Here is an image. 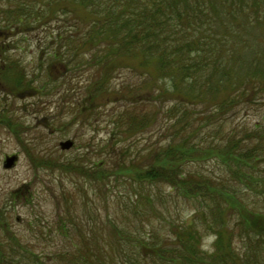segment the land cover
Here are the masks:
<instances>
[{"label": "trees", "instance_id": "16d2710c", "mask_svg": "<svg viewBox=\"0 0 264 264\" xmlns=\"http://www.w3.org/2000/svg\"><path fill=\"white\" fill-rule=\"evenodd\" d=\"M1 2L0 15L5 19L0 27L21 34L31 33L30 25L34 24L60 27L49 47L50 66L63 64L66 74L72 73L73 68L75 72L90 71L93 78L85 91L90 106L94 108L96 98L112 94H123L127 101L123 110L109 116L114 127L112 139L105 147L109 160L96 163L93 168L40 156L26 145L22 123L9 120L7 129L15 131L34 168L74 175L98 183L99 189L106 192L110 179H128L133 199L122 209L135 222L142 219L151 225L150 215L144 216L149 210L151 214L159 212L156 205H163L165 191L190 200L195 207L193 222L171 223L169 233L160 235L155 231L141 234L136 226L135 231L127 232L115 217L105 222L94 205L89 217L93 223L101 220V225L81 235L79 255L70 256L68 264H264V212L245 204L215 176L204 175L191 166L218 158L228 167L229 176L250 183L264 162V128L256 125L242 140L230 141L226 147L193 145L194 136L189 135L179 144L172 137L168 145L154 150L149 136V130L157 123L159 110L154 96L160 95V86L162 95L167 92L178 101L186 98L196 104L201 100L215 102L220 94H225L224 102L209 110L208 117L200 115L194 119L197 134L199 124H214L224 108L236 111L237 101L249 104L252 98L264 95V0ZM40 28L46 27H34ZM257 32L262 34L261 42H251ZM247 53L252 57L247 58ZM10 63L12 67L5 73L17 92L35 85L37 79L28 68ZM131 77H139L145 88L154 85L143 102L136 88L126 87ZM115 79L123 82L111 91ZM187 81L189 94L183 96L181 90ZM54 84L56 80H50L35 88L44 94ZM141 106L146 109L141 110ZM93 108L90 107L91 112ZM167 115L168 121L155 127L162 134L176 130L181 117L188 116L177 105ZM140 133H145L147 145L143 149H139L138 142L129 146L130 138ZM243 142L248 145L240 147ZM116 143L123 146L115 153ZM101 200L108 205L106 199ZM164 213L171 216L169 210ZM71 224L77 226L74 220ZM105 230L109 233L104 235ZM208 235L215 237L212 252L203 248ZM127 246L134 250L131 260L125 253ZM32 258L37 264L38 259L34 255ZM0 264L20 263L8 261L0 254Z\"/></svg>", "mask_w": 264, "mask_h": 264}, {"label": "rangeland", "instance_id": "374dc122", "mask_svg": "<svg viewBox=\"0 0 264 264\" xmlns=\"http://www.w3.org/2000/svg\"><path fill=\"white\" fill-rule=\"evenodd\" d=\"M0 3H2L1 0ZM4 19L5 17L0 15V22ZM30 27L31 33L25 34L15 29L0 27L4 28V30L1 29L4 33L2 44L6 43L2 45L1 50L3 46L11 45L13 48H7L6 54H3L4 61L8 65L10 62H15L16 66L20 64L28 68L37 79L35 85L29 89L17 92L16 87H13L7 79V74L1 77L3 86H0V118H7V120L2 119L3 124L0 125V216L6 212L7 217L6 220L0 217V224H6L3 229H7L13 235V241H11L7 236L8 232H2L0 228L2 250L6 247L5 258L10 261V258L15 257L21 264H35V258H32V255H35L38 259L37 264H64L61 257L68 258L79 253L81 238L77 233L81 235V231L82 233L90 231L92 220L84 215L90 211L92 203L99 209L98 213L105 218V222L115 217L127 232L135 231L136 226L141 234L155 231L161 235L165 231L169 233L171 223L179 225L185 221L193 222L195 207L190 200H184L176 193L171 195L169 191L164 192L161 201L164 202L163 205H156L159 212L151 214L149 210L144 216L150 215L151 225H149L142 219L135 222L134 217L122 209L133 199L132 186L126 182V179L117 181L114 178L110 179L111 184L108 185L110 189L106 192L105 189H99L98 183L82 180L74 175L43 169L35 170L25 154L24 147L15 138L17 137L15 131L7 129L9 120L16 118L24 125L21 127V133H25L23 138L26 145L34 149L35 153L58 158L69 164L93 168L96 163L109 160V151L105 150V147L109 145L114 129L109 116L118 110H123L127 101L123 94L118 96L112 94L110 97L96 98L94 108L90 106L91 102L85 91L87 83L92 81V73L90 71L75 72L73 68L72 73L66 74L65 65L54 63L52 67L50 66L48 59L52 50H49V47L56 40L57 30H60V27L43 23L30 25ZM34 27L46 28L35 30ZM259 33L257 32L251 42H261L262 34ZM8 56H11L13 60ZM251 57L247 53V58ZM63 75L65 76L62 78ZM138 78L131 77L126 87L136 88L135 91L143 102L147 98L149 88H153L154 85L145 88ZM50 80H56V84L50 86L44 92L45 95H41L35 87H38L39 83L45 85ZM122 82L115 79L111 91L114 85ZM168 84L170 85L169 81ZM183 85L181 93L184 96L189 94L190 83L187 81ZM160 87V95L154 96L159 110L156 125L163 126L168 121L167 113L175 105L180 106L182 113L185 112L188 116L181 117V124L176 126V130L170 129L165 134L157 131L156 125L149 130L150 146L154 150L168 145L172 137L179 144L189 135L194 136L191 140L193 145L226 147L231 139H242L248 129L256 125L264 128V95L259 94L257 98H252L249 104L237 101L236 111L224 108L220 113L221 117L214 121V124L212 121L199 124L200 131L197 134L194 133L196 128L194 119L200 115L208 117L209 110L224 102L225 94H220L215 102L206 103L201 100L196 104L186 98L178 101L167 92H163L162 95L163 89ZM33 96L36 97L33 98ZM86 98L88 105L85 104ZM90 107L93 108L92 112ZM143 107L139 108L146 109ZM149 110L153 112L154 108ZM172 125H175L174 120ZM10 131L14 134L12 135ZM66 141L74 143L72 150H61V142ZM146 141L145 133H140L130 138L128 145L135 146L138 142L139 149H143L147 145ZM122 146L123 143H116L113 151L116 153ZM13 155L19 156L18 163L12 169H5L6 157ZM191 166L204 175L211 174L217 180H223L225 185L229 183V178L225 177L227 167L218 163L217 159L193 163ZM259 171L261 173L253 180L255 184L240 181L234 184V181H230L235 189L233 186L225 189L236 192L237 197L246 202L245 204L264 212V162L259 166ZM247 186L250 187L247 188ZM101 199H106L108 205ZM86 201L89 205L84 206ZM166 210L170 211V217L168 213H164ZM71 215L78 226L80 225L78 229L72 227L69 219ZM69 228L72 232L70 235ZM108 233L107 230L104 231V235ZM214 241V236H206L204 249L212 252ZM245 251L246 246L243 245L242 256L245 255ZM14 254H20V257Z\"/></svg>", "mask_w": 264, "mask_h": 264}, {"label": "water", "instance_id": "95a60500", "mask_svg": "<svg viewBox=\"0 0 264 264\" xmlns=\"http://www.w3.org/2000/svg\"><path fill=\"white\" fill-rule=\"evenodd\" d=\"M63 149H70L72 147L71 143L68 144H63L62 145ZM16 158H12L8 160V163L6 165V168H11L13 166V164L15 163Z\"/></svg>", "mask_w": 264, "mask_h": 264}]
</instances>
